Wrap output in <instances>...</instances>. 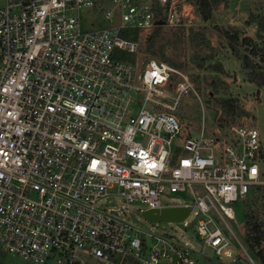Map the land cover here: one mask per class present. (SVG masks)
<instances>
[{
    "label": "built area",
    "instance_id": "2783aa9c",
    "mask_svg": "<svg viewBox=\"0 0 264 264\" xmlns=\"http://www.w3.org/2000/svg\"><path fill=\"white\" fill-rule=\"evenodd\" d=\"M187 1L0 7V255L35 264H206L199 255L254 263L230 222L235 203L264 184L259 130L239 125L229 139L185 134L177 112L195 91L188 76L121 54L138 53L159 26L185 25ZM88 8L108 25L85 29ZM173 73L183 78L176 86ZM113 198L116 205H104ZM130 205L142 214L187 207L189 215L174 222L182 224L174 235L160 222H151L154 231L133 221Z\"/></svg>",
    "mask_w": 264,
    "mask_h": 264
},
{
    "label": "rangeland",
    "instance_id": "374dc122",
    "mask_svg": "<svg viewBox=\"0 0 264 264\" xmlns=\"http://www.w3.org/2000/svg\"><path fill=\"white\" fill-rule=\"evenodd\" d=\"M5 3L6 0H0V7ZM187 3L191 4L189 8L192 16L185 25L164 26L158 31L152 30L148 37H143L138 53L121 51V54L125 59L136 61L141 66L150 58L162 60L188 76L195 91L190 90L183 96L182 105L177 112L185 134L198 133L205 129L207 134L213 133L229 139L234 127L239 125L246 124L257 128L261 134L263 155L260 167L264 175V86L259 87L249 82L241 59L230 49L227 40L217 29L218 26L237 28L242 37H252L264 52V39L260 38L259 29L260 19L264 16V0H217L213 18L209 21H204L196 7L188 1ZM81 17L85 29L108 25L101 11L96 8L85 9ZM245 47H241V52H249L250 48ZM252 57L254 62H259V56ZM260 64L264 69V63ZM181 80L183 78L180 74L173 73L174 86ZM240 111L244 113L240 114ZM176 196L177 194L169 193L166 199L173 202L172 197ZM116 202L115 198L107 199L104 205L111 207ZM234 207L237 219L236 222L232 220L230 226L254 260V263H250L248 259L241 258L234 264H260L245 242V209L241 202L235 203ZM137 208L136 205L129 207L133 221L151 228L152 223ZM181 226L182 224L174 222H160L159 229L163 228L177 235V227ZM186 231L187 237L189 236L197 248L212 255L211 250L196 239L193 227H188ZM233 243L236 251L242 250L235 240ZM199 259L206 264H225L216 263L203 255H199ZM0 264L35 263L15 255L3 254L0 255ZM47 264L57 263L51 261Z\"/></svg>",
    "mask_w": 264,
    "mask_h": 264
},
{
    "label": "trees",
    "instance_id": "16d2710c",
    "mask_svg": "<svg viewBox=\"0 0 264 264\" xmlns=\"http://www.w3.org/2000/svg\"><path fill=\"white\" fill-rule=\"evenodd\" d=\"M192 3L204 21L213 18L214 6L217 0H188ZM160 26L155 30L158 31ZM219 33L227 40L230 49L241 59L249 82L259 87L264 86V69L260 62L264 63V52L250 36H241L237 28L217 27ZM260 38L264 39V16L259 22ZM250 48L249 52H241V47ZM259 56V62H254L253 57ZM126 58V57H125ZM217 69V67L215 68ZM220 70V69H219ZM225 104H228L224 100ZM230 106H232L230 104ZM244 111H240L243 114ZM245 209V242L253 255L264 264V184L251 188L247 196L240 200Z\"/></svg>",
    "mask_w": 264,
    "mask_h": 264
},
{
    "label": "water",
    "instance_id": "95a60500",
    "mask_svg": "<svg viewBox=\"0 0 264 264\" xmlns=\"http://www.w3.org/2000/svg\"><path fill=\"white\" fill-rule=\"evenodd\" d=\"M189 215L187 207H167L162 209H149L143 216L150 222H177L184 220Z\"/></svg>",
    "mask_w": 264,
    "mask_h": 264
},
{
    "label": "snow or ice",
    "instance_id": "6c2138e0",
    "mask_svg": "<svg viewBox=\"0 0 264 264\" xmlns=\"http://www.w3.org/2000/svg\"><path fill=\"white\" fill-rule=\"evenodd\" d=\"M253 171H255V170H253Z\"/></svg>",
    "mask_w": 264,
    "mask_h": 264
}]
</instances>
